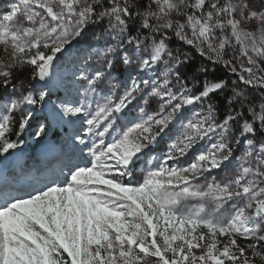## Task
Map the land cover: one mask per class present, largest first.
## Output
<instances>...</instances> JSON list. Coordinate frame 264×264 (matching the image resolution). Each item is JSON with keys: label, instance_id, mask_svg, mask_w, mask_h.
Here are the masks:
<instances>
[{"label": "snow or ice", "instance_id": "6c2138e0", "mask_svg": "<svg viewBox=\"0 0 264 264\" xmlns=\"http://www.w3.org/2000/svg\"><path fill=\"white\" fill-rule=\"evenodd\" d=\"M258 261L264 0H0V264Z\"/></svg>", "mask_w": 264, "mask_h": 264}, {"label": "rangeland", "instance_id": "374dc122", "mask_svg": "<svg viewBox=\"0 0 264 264\" xmlns=\"http://www.w3.org/2000/svg\"><path fill=\"white\" fill-rule=\"evenodd\" d=\"M43 149V144L38 145V143L35 142V140L33 139L30 142V146L27 149H23L22 152V157H21V163L22 165H25V171L26 172H31L32 169H41V171H43L42 169V158L40 153L42 152ZM30 156H32L34 158L33 162L30 163ZM29 160V162L27 161ZM27 163V164H26ZM211 179V177H210ZM216 179H219V177H216ZM142 180V177H141ZM241 244L244 243V241H239ZM249 255H251V253H249ZM259 264V261H258Z\"/></svg>", "mask_w": 264, "mask_h": 264}, {"label": "trees", "instance_id": "16d2710c", "mask_svg": "<svg viewBox=\"0 0 264 264\" xmlns=\"http://www.w3.org/2000/svg\"><path fill=\"white\" fill-rule=\"evenodd\" d=\"M33 139H27L26 141V144L23 146V149H27L29 146H30V142L32 141ZM39 144H43V142L39 143ZM34 158L32 156H30L29 160H33ZM27 160V161H29ZM24 168H26V166H24Z\"/></svg>", "mask_w": 264, "mask_h": 264}]
</instances>
